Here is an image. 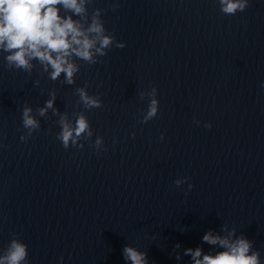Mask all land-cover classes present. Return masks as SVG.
I'll list each match as a JSON object with an SVG mask.
<instances>
[{"label":"clouds","instance_id":"1","mask_svg":"<svg viewBox=\"0 0 264 264\" xmlns=\"http://www.w3.org/2000/svg\"><path fill=\"white\" fill-rule=\"evenodd\" d=\"M92 2L93 0H0V51L8 53L5 57L7 68L22 70L30 75L33 61H38L45 72L51 69V80L55 81L63 74L65 83L74 84V77L80 70L75 60L96 64L100 57L107 55L114 43L118 48L125 47L123 42H116L115 37L106 29L102 9H94L89 18L87 5ZM219 2L221 11L226 15H235L248 7V0ZM61 7L71 15L61 16ZM118 7V3L114 4L113 10ZM73 16L78 19H73ZM76 92L85 108L102 107L100 98L90 96L84 87L77 88ZM149 95L152 98L140 123H147L158 113L157 89L153 87ZM53 105L54 94L52 99L46 101L45 107L39 109V115L44 116ZM31 112L29 107H24L22 111L23 126L30 133L39 128V122ZM60 124L62 131L57 139L65 149H68L70 143L75 146L82 134H87L88 137L92 135L89 121L83 114L79 115L74 126L65 117H61ZM205 126L211 127L210 124ZM131 135L134 136L135 133ZM24 139L22 136L21 140ZM102 139H96L94 147L98 151ZM186 179H177L175 185L179 187ZM192 187L189 185V189ZM233 236L235 229L227 236L208 232L203 236V241L210 245H219L224 250L212 255L204 254L199 247L189 248L185 250V255L192 258L193 264H260V254L252 250V242L243 235L235 239L231 238ZM123 253L131 264H147L144 252L126 246ZM0 264H28L27 244L18 238L11 239L0 255Z\"/></svg>","mask_w":264,"mask_h":264}]
</instances>
